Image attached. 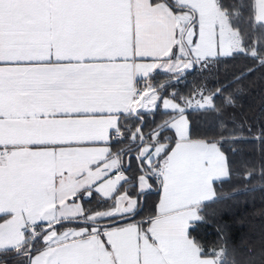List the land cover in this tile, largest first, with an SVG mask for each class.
Here are the masks:
<instances>
[{
    "label": "snow or ice",
    "instance_id": "6c2138e0",
    "mask_svg": "<svg viewBox=\"0 0 264 264\" xmlns=\"http://www.w3.org/2000/svg\"><path fill=\"white\" fill-rule=\"evenodd\" d=\"M240 58L264 69V0H0V264H264L192 234L248 141L194 135L189 109H235L244 72L185 98L152 82Z\"/></svg>",
    "mask_w": 264,
    "mask_h": 264
},
{
    "label": "trees",
    "instance_id": "16d2710c",
    "mask_svg": "<svg viewBox=\"0 0 264 264\" xmlns=\"http://www.w3.org/2000/svg\"><path fill=\"white\" fill-rule=\"evenodd\" d=\"M241 71L245 78L238 85L239 103L235 109L225 107L215 115H202L199 111L189 110L194 135L218 136L226 130L227 124L229 130L232 125L242 129L241 134L248 141L240 146V151L230 153L233 161L232 175L217 183V199L203 209L205 220L196 224L192 234L209 251L223 245L234 250L238 258L251 257L258 260L264 246V180L259 179L261 169L264 168V144L254 139L247 129L251 128V132L258 136L264 124V69L258 64H251L246 58H240L210 70H191L180 80L155 74L152 82L158 87L164 86L160 89L162 95L175 93L185 98L194 95L196 88L230 86L235 75ZM230 90L235 92L234 88ZM216 103L220 105L222 97H217ZM167 118V112L162 106L154 115L145 113V123L149 128ZM252 166L255 167L257 179L249 182L243 174ZM158 196L156 192L147 194L137 221L146 218L150 209H155Z\"/></svg>",
    "mask_w": 264,
    "mask_h": 264
},
{
    "label": "crops",
    "instance_id": "0c3cea01",
    "mask_svg": "<svg viewBox=\"0 0 264 264\" xmlns=\"http://www.w3.org/2000/svg\"><path fill=\"white\" fill-rule=\"evenodd\" d=\"M155 74H164V75H168V76H170V74H168V73H164V72L159 71V70H158L156 73H154L153 75H155ZM189 110H193V109H189ZM165 111H166V110H165ZM166 112H168V111H166ZM227 179H228V178H227ZM225 180H226V179H225ZM217 183H218V182H217ZM153 192H155V191H153ZM153 192H151V193H153ZM216 199H217V196H216V198H215L214 200L207 202V204H209V203H211V202H214ZM144 201H145V199H144ZM141 203H142V201H141ZM153 211H154V209H150V211H149L148 215L146 216V218L144 217V218H142L141 220H138V221H143V220L147 219V218L152 214Z\"/></svg>",
    "mask_w": 264,
    "mask_h": 264
},
{
    "label": "water",
    "instance_id": "95a60500",
    "mask_svg": "<svg viewBox=\"0 0 264 264\" xmlns=\"http://www.w3.org/2000/svg\"><path fill=\"white\" fill-rule=\"evenodd\" d=\"M191 71V70H190ZM157 193V192H156ZM144 199L145 198H143V200H142V209H141V212H142V210H143V208H144Z\"/></svg>",
    "mask_w": 264,
    "mask_h": 264
},
{
    "label": "rangeland",
    "instance_id": "374dc122",
    "mask_svg": "<svg viewBox=\"0 0 264 264\" xmlns=\"http://www.w3.org/2000/svg\"><path fill=\"white\" fill-rule=\"evenodd\" d=\"M166 79H164L163 81H165ZM163 108V107H162ZM164 111L166 110V109H163ZM166 111H170V110H166ZM147 113V112H146Z\"/></svg>",
    "mask_w": 264,
    "mask_h": 264
}]
</instances>
